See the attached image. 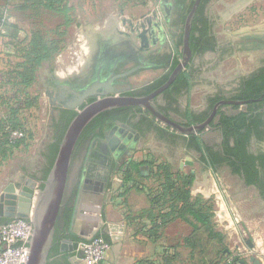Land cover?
Here are the masks:
<instances>
[{"label":"rangeland","instance_id":"rangeland-1","mask_svg":"<svg viewBox=\"0 0 264 264\" xmlns=\"http://www.w3.org/2000/svg\"><path fill=\"white\" fill-rule=\"evenodd\" d=\"M7 4L6 0H0V7L5 8L0 11L4 12L6 19L11 18V20L7 19L9 23H6V27L0 25V123H2L0 133L4 130L3 125L10 124L7 129L10 133V140L19 141L14 146L0 145V193L10 181L27 184L29 181L26 183V179L32 178L27 176L22 179L21 176L27 175L26 167L31 168L32 165L41 161L44 142L52 137L51 107L54 105L51 104L47 93L48 90H53L50 83L55 77L73 81L85 72L86 68H78V65H84V59H88L89 51L86 52L85 49L90 48L91 50L88 30L103 31L106 34H110V31L115 28L129 31L130 27L126 29L122 26V17L138 22L142 16H151L154 10H158L161 18V3L158 0H62L61 2L26 0L23 2L24 5L20 3V6L16 7ZM61 7L65 10H61ZM207 11L218 19L215 32L220 39L228 38L231 32L264 26V0H214L207 7ZM36 30H41L48 39L60 41L59 50L52 59L42 62L36 71L34 81L29 86L17 85L15 69L19 63L26 60L23 48L32 46V38ZM5 34L11 35L13 39L7 36L3 39ZM168 35L170 41L173 42L170 32ZM175 51V57L177 56L182 62L181 49L175 47ZM248 53H242L237 59L229 57L217 63L211 56H208L203 65L205 71L217 67L219 72L212 74L215 79L211 81L197 78L199 84L195 85L190 78L187 94L181 101L182 107L189 113L192 107L204 106V100L216 93L215 88H220L214 83L217 81L226 87V93L230 95L233 91L231 83L235 82L233 78L238 68L241 67L242 71L249 72L257 66L255 58L249 56ZM207 66L210 67L205 68ZM188 69L186 68L187 71L190 70ZM167 71L168 68L162 67L145 70L140 72V75L131 76L130 80L138 83H143L145 80L153 81ZM203 82L204 84H201ZM219 93H221L220 89ZM12 114L14 123L18 127L11 126L8 121ZM162 128L169 130L165 126ZM16 129L22 132V136H11L12 130ZM173 132L180 134L177 131ZM198 136L201 138L200 135ZM182 138L185 139V135H182ZM183 143L187 149V140L185 139ZM154 145L159 150H154L153 153L150 148H144L138 161L131 164L132 172H130L131 177L138 180L147 177L148 186L152 187H154L152 184L157 182V179H162L163 175L160 172L157 173L155 167L151 165L148 167L147 164L141 165V162L162 164L175 172L170 165V160L175 159L171 145L164 143L162 139ZM188 150L192 151L190 148ZM195 151L200 159L201 152ZM143 168L147 170L144 174L142 173ZM36 181L35 189L38 190L41 188V182ZM208 205L213 210L215 209L213 200L209 199ZM241 218L249 221L250 230L241 239L235 236L228 239L225 236L224 249H232L231 258L245 259L246 264H254L250 260L251 257L264 261V256L253 251L250 246V243L263 238L261 236L257 239L256 235L264 232V216L262 213L254 212V215L241 216ZM242 225L247 230L245 224ZM236 240L244 246L243 251L234 246ZM219 250L220 242L213 239V243L210 240L209 249L203 251L202 255L206 253L210 259L215 257ZM220 257L227 258L228 256L222 253L218 258Z\"/></svg>","mask_w":264,"mask_h":264},{"label":"flooded vegetation","instance_id":"flooded-vegetation-1","mask_svg":"<svg viewBox=\"0 0 264 264\" xmlns=\"http://www.w3.org/2000/svg\"><path fill=\"white\" fill-rule=\"evenodd\" d=\"M158 1H160L161 3L162 27L153 23L151 31L143 33V30L140 28V31L136 33H131V37L122 36L118 28H115V30L110 31V34L105 33L106 35H108V42L106 43L105 50H102L104 46L103 48L99 47L101 51L95 56V61L96 63H101L102 67L108 68L111 66L110 64H113L115 58L122 57L124 59L123 61H120L119 64L111 67L113 68V73H124L127 71L134 70L135 68H139V66H142L141 69L128 74L127 77L120 80L130 84H142V86H139L138 88L126 91L125 94L134 96H148L154 93L159 88H161L163 85H165L174 75L175 70L182 62L179 61V63L170 72L168 79L150 93L143 94L141 89L145 85L150 84L152 80L149 83H145L146 80L143 83H138L131 81L130 77L133 75H140V72H142V70L146 68H161L162 64L166 65V67L163 66L162 68H168V70H170L175 61V47L180 48L182 54H184L185 36L189 19L191 18L189 27V34H191V29L195 17L198 16L196 26H198L199 29L203 27V18L206 19L207 17L210 24V33L213 39H210V44H212L213 49H203V47L206 45L205 42H201V49L195 53L190 47L191 55L187 57V64L175 74L174 81L166 89H164L155 96L154 102L158 105L161 111L166 116L170 117L172 120H175L174 109L180 112L183 120H175L179 123H182L184 125L205 123L209 124L208 126L205 125L199 132L202 133V142L204 146L201 156L207 158V160H201L206 165H209L210 153L213 152V156L216 158L226 155V146L224 144L225 133L221 120L223 113L229 116H234L238 115L241 112H247L249 110L250 112L248 117H250L251 115L256 114V112H264V90L259 94L258 97L245 98V95H248L246 93V90H248V85L251 87L252 81H256L255 78H260L264 76V43L256 42L249 45L248 47H245L242 46L240 43H236L231 35L228 38L220 39L215 32L218 19L216 18V16L209 14L207 11V7L214 0H209L207 3H202L205 4V7L203 9L204 14H202L199 10L202 0H195L193 4H191L192 0ZM203 15L205 17H203ZM169 32L173 37V42L170 41L168 35ZM198 32L196 34H199ZM180 39L182 40V43L178 46L177 43ZM98 42L101 43L100 40ZM85 51L87 52L86 49ZM244 52L246 54L247 52H249L248 55L255 58V60L257 61L256 68L249 72L242 71L241 67L238 68V72L233 78L235 82L231 83L233 91L230 95H227V89L226 87L220 85V81L214 82L219 85L221 93H219L218 88H215L216 93L212 94L209 98H206L204 100V106L195 108L192 107L190 109L188 115L190 113H194L195 115H203L202 120L192 122L190 119H188L189 117L187 115V112L182 107L181 103L183 97L187 94V87L181 84V89L178 90L179 84L176 85V80L179 77L180 73L186 70V68H189L190 70H188L190 73V78L194 85L199 84V79H197L199 77L205 81H211L215 79V77H212V74L218 73L219 68L211 67L212 69L205 71L203 65L205 59H208V56H211L213 60H216L217 63L229 57L237 59ZM87 61L88 60L85 58L83 61L84 65H78V68H94L92 66H88ZM209 67L210 66H207L205 68ZM107 73L108 72L106 71L105 74ZM78 80H80L79 76L73 81ZM201 84H204V82ZM216 96L218 99L214 102L212 110L209 111V106L212 103L211 101ZM93 99L95 98L89 99V101ZM218 104L219 106L217 108V111L213 116L216 105ZM250 108H252V110H250ZM64 109L65 108H62L60 106L51 107V113L53 115V118H56V123H58V121L61 119L62 112ZM122 122H125L132 126L136 130V132L140 133V137L136 139L135 134H133L132 137H129L130 133L128 131L127 133H125L124 129L121 127ZM51 124L52 137H50L48 141L44 142V145L42 147V153L45 152L46 154L50 152V145L52 142L56 141L54 137L59 134L60 130L58 126H53L54 121H51ZM94 126V128L88 129L87 131H83L76 145L72 165L70 168L68 185L63 199V205L60 210V214L57 221V224L59 225L64 224L63 216L65 213V209L71 206L72 200L75 196L78 195L80 188L84 187L85 185L89 187L90 184L91 187H94L92 181L94 179L88 177V180H85V178H87L85 172L87 168H89L90 164L94 163L96 159H101L103 161L105 167L108 169V178L110 179L112 174L115 172L117 162L125 157V154H123V152L128 149L129 144L132 145L139 143L143 146L146 145L148 148L153 150V152H155L154 150L159 149H157L154 144H156L159 139H162L164 143L171 145L175 158L177 157L175 156L177 155L176 151L184 145L183 141H185L184 138H182L183 134H176L175 132H173L176 130L171 128L169 125L163 123L148 108L144 106H134V114L133 116H129L127 120L117 118L111 121L110 123H106L103 126ZM163 126L167 127L169 130L162 128ZM260 129H263L262 125L260 126ZM246 130V128L243 129V131ZM120 132L124 135L125 139H128L129 144H126V149H124V151L122 152V156H120L119 159H116L115 154L124 143L122 138V141H117V137H119L118 133ZM233 133L229 137V147L231 148L235 146L236 140ZM110 142H112L113 146L115 147L114 150L111 149V146L109 145ZM246 148L248 151L256 155L264 154V139L258 138L256 129L252 130V134L250 140L247 143ZM190 149L195 151V149L193 148ZM100 154H103V157H101ZM228 156H230V153L228 154ZM47 164V158L42 155L41 161L39 163H35L31 166V168L26 167V173L30 176L33 174L35 175L34 177L40 178L43 176ZM78 164L83 165L84 168L82 171L80 170L76 173L75 168ZM215 168L220 170H226L227 168H229L233 172L232 166L229 165L228 161L224 160H220L219 162H217ZM240 176H242V178L246 181V178L245 176H243V174H240ZM39 181L41 180L39 179ZM14 212V209L9 208L5 211V214L0 217V221L2 219L11 217Z\"/></svg>","mask_w":264,"mask_h":264},{"label":"crops","instance_id":"crops-1","mask_svg":"<svg viewBox=\"0 0 264 264\" xmlns=\"http://www.w3.org/2000/svg\"><path fill=\"white\" fill-rule=\"evenodd\" d=\"M6 1L7 5L12 7H15L18 2L17 0ZM1 9L4 10L5 8L0 7ZM7 19L11 20L10 17ZM7 19L5 23L8 22ZM88 31L91 50L90 48L86 49L89 51L87 64L92 66L96 63L95 56L100 52L97 44L99 38L94 36L91 30ZM98 32L104 34L102 36L104 39L107 38L105 32ZM5 36L10 37L11 40L13 39L9 34L3 35V39ZM155 69L157 68H146L142 71ZM94 71L95 68H86L85 70V72L90 73ZM174 118L177 121L183 120L180 112L175 109ZM196 135H200L202 139V133ZM188 137L185 136L187 142ZM133 147V149L124 152V159L117 162L114 174L107 180L109 187L102 195V199L99 202L93 199H88L86 203L81 202L84 206L97 208L96 211L89 209L90 212H88L89 210L82 205L84 209L82 212L85 216H91V219L82 216L73 219L77 201V196L74 197L71 204L73 212L69 225L65 227V224H60L59 232L56 226L55 238L57 235L60 241L58 251L49 257L52 264H75L70 261L74 256L83 260L79 246L73 247L74 241L77 239L80 241L87 240L98 234L106 235L110 239L111 247L106 255L107 264H139L140 262L142 264H161L162 255L164 254L170 258V264H202L203 262H209L207 255L203 260L202 253L196 251L197 249L201 250L202 246L196 247L199 243L196 240L193 243L192 238L197 231L202 233L205 225L202 221L199 222L194 219L193 214L186 209V205L183 206L184 202L179 200L174 208H162L163 206L161 207L160 204L152 203L148 193V188L152 186H148L149 179L147 177L138 180L133 177L127 178L125 175L128 173L131 164L138 161L142 150L148 148L146 145L143 146L139 143L133 144ZM188 149V145L187 149L186 145H183L176 151L177 155L175 156L177 157L170 160L171 168L175 173L192 175L193 180L189 187L190 203L196 198H201L204 202L209 199L214 201L215 209L212 214V225L214 230L221 234L220 249H224L225 236L228 239H232L234 236L241 239L250 230L248 227L250 225L249 221L243 220L241 216L254 215V212L262 213V216H264V195L261 194L256 185L248 184L240 174L232 172L229 168L220 170L210 164L206 165L201 160V154L200 159H198V153L193 150L190 152ZM151 151L153 152V150ZM141 163V165L147 164L150 167L149 163ZM83 168V165H76V173L82 171ZM142 171L144 174L147 170L143 168ZM96 172L98 171L94 170L93 173ZM27 176L30 175H22L21 178L24 179ZM34 176L32 174L33 179H26V183L29 180L36 183V180L39 179ZM159 181L160 179H157V182L152 185L157 187L161 183ZM160 214L164 215L163 219ZM242 224H245L247 230L243 228ZM93 230L96 231L95 234L92 233ZM206 230L208 229L206 228ZM261 236L264 238V232L257 234L256 238L259 239ZM263 238L250 243L253 251L260 253L262 256H264ZM234 246L240 251L244 250V246L239 244L237 240L234 242ZM224 250L228 255H232V249ZM260 262L264 264V261L261 260ZM80 264L84 263L80 261Z\"/></svg>","mask_w":264,"mask_h":264},{"label":"water","instance_id":"water-1","mask_svg":"<svg viewBox=\"0 0 264 264\" xmlns=\"http://www.w3.org/2000/svg\"><path fill=\"white\" fill-rule=\"evenodd\" d=\"M190 20L191 18L189 19L186 30L185 48L183 54L184 59L182 63L179 64L174 75L165 85L148 96L125 94L126 91L138 88L139 86H142V84H130L120 79H123L127 77L128 74L141 69L142 66L124 73H113V68L111 67L116 66L120 61H123L124 59L122 57L115 58L113 64H110L111 66L108 68L102 67L99 62L92 64L95 71L93 73L84 72L82 76H79L80 80L78 81H71L68 79L65 80L55 77L50 83L53 90H48L47 93L51 104L65 109H74L77 111V114L69 124L61 142L59 143L54 163L47 178L43 181V188L36 190L35 182L32 180H29L27 184H22L20 182L13 183L10 181L0 193V217L5 214L6 210L11 208L15 210L12 215L13 218H28L33 224L30 252L25 264L48 263L49 254L55 241L57 221L63 205V199L68 185L70 168L76 145L85 128L98 115L109 110L126 106H144L163 123L169 125L171 128L183 135L197 134L205 125H209L208 123L192 125L179 123L166 116L154 102L155 96L166 89L174 81L175 74L187 64V57L191 55V49L189 46ZM153 23L162 27L160 13L158 10H154L151 16H142L141 20L138 22L122 17V26L125 28L127 26L130 27V32L125 29L118 30L122 36L131 37V33L140 31V28L143 30V33L151 31ZM91 33L99 38L101 43L98 42L97 44H99V47L102 48L104 46L102 50H105L108 39H104L102 37L104 34L95 31L92 32V30ZM230 35L234 38L236 43H240L245 47H248L256 42L264 43V26L245 28L241 31L231 32ZM99 50L101 51V49ZM163 66L166 67L165 64H162V67ZM106 71L108 72L107 74H105ZM149 82L150 80L145 81V83ZM92 98L95 99L89 101V99ZM218 106L219 104L216 105L213 116L215 115ZM121 127L124 129L125 133H127V131L130 133L129 137H132L133 134H135L136 139L140 137V133L136 132V130L129 124L122 122ZM118 135L119 137H117V141L120 142L123 139L124 143L116 152V159H119L120 156H122V152L126 149V144H129L128 139H125L121 132L118 133ZM109 145L112 150L115 149L112 142H110ZM133 148V144H129L127 150ZM100 156L103 157V154H100ZM94 170H97L98 172L94 174ZM107 170L108 169L105 167L101 159H96L95 162L90 164L89 168H87L85 172L87 178H85V180H88V177L93 178L94 180L92 181L94 187L90 188L85 185L80 188L77 195L76 208L73 212V219L78 216L91 219V217L85 216L82 212V210H84V205L83 203L81 204V202L83 201L86 203L88 199H93L99 202L102 199V195L109 187L107 183ZM92 233L95 234L96 231L93 230ZM79 242L80 240H75L73 247H78ZM251 260L254 264H261V262L255 257H252ZM70 261L75 264H80V261H82L86 264L84 260L78 259L77 256L72 257Z\"/></svg>","mask_w":264,"mask_h":264},{"label":"trees","instance_id":"trees-1","mask_svg":"<svg viewBox=\"0 0 264 264\" xmlns=\"http://www.w3.org/2000/svg\"><path fill=\"white\" fill-rule=\"evenodd\" d=\"M16 6H20V3L23 4V2L26 0H17ZM56 1H62V0H56ZM195 0H192L191 4H193ZM209 0H202L199 10L202 14H204V7L205 4ZM15 6V7H16ZM191 6V5H190ZM52 8H55L51 5ZM203 7V8H202ZM61 10H65L63 7H61ZM203 17H205L203 15ZM198 16L195 17V20L192 25L191 34H190V47L192 51L195 53L199 51L201 48V42H205L206 45L203 47V49H213L211 40L212 35L210 33V24L209 20L206 17L203 18V27L198 28L196 26ZM6 18L4 16V12L0 11V25L7 26ZM199 31V32H198ZM199 34H196V33ZM213 40V39H212ZM59 43L60 41H56L53 39H48L42 34L41 30H36L34 32V36L32 38V46H26V48H23V55L25 56L26 60L22 63H19L18 66L15 69V78H17L18 82L17 85H24L25 87L29 86L35 79L36 71L38 68H40L42 62L45 60L52 59L54 55L59 50ZM182 40L180 39L177 43L181 45ZM181 55L183 56L182 52ZM179 58L176 56L175 61L166 73L161 75L160 77L153 80L150 84L145 85L141 90L143 94L150 93L157 87H159L161 84H163L169 77L170 72L172 69L179 63ZM261 78V79H260ZM260 78H255V80L252 81L251 87L248 85V90H246V93L248 95H245V98H251V97H258L259 94L264 90V76ZM178 85V90L181 89V84L189 87L190 84V73L187 70H184L180 73L179 77L176 80ZM218 98L215 97L212 99V103L209 106V111L212 110L214 102ZM252 110V108H250ZM249 110L247 112H241L238 115L229 116L226 114H222L221 120L224 127V133H225V146H226V155L220 156L218 158L213 156V152L209 154V164L212 167H215L217 162L220 160L228 161L229 165L232 166L233 172L238 174H243L246 178V182L248 184H254L256 187L260 190L261 194L264 195V154L256 155L250 151L247 150L246 146L248 141L250 140L252 130L256 129L257 135L259 139H264V112H256V114L249 115ZM134 114V106H126L121 107L114 110H109L106 112L101 113L98 115L92 122L85 128L84 131H87L88 129L94 128V125L103 126L106 123H110L114 119L122 118L123 120H127L129 116H133ZM14 114V113H13ZM13 114L8 118L9 122L11 123V126L18 127L17 124L14 123L13 120ZM77 111L74 109H64L62 112V117L56 123V118H53L54 125L59 127V134L56 135L54 138L56 141L52 142L50 145V152L46 154L45 152L42 153L47 158L48 164L44 170L43 176L38 178L41 180V188H43L44 184L43 181L47 178L50 169L54 163L55 157L57 155V151L59 148V143L61 142L69 124L76 116ZM15 115V114H14ZM188 115V114H187ZM190 120L192 122H197L202 120L203 115H195L194 113H190L188 115ZM10 125V124H9ZM8 125V126H9ZM263 126V129H260V126ZM7 125H3V132L0 133V145L6 144L7 146L15 145L19 140L13 142L10 140V133ZM7 127V128H6ZM0 128H2V123H0ZM246 128V131H243V129ZM234 132V133H233ZM234 135L235 137V146L229 147V137L230 135ZM188 147L193 148L197 151L203 152V142L202 139L196 135H190L188 137ZM230 153V156L228 154ZM202 160H207L206 157L201 156ZM151 166H155L157 169V173H162L163 178L160 179L159 182H161L157 187H149L148 193L151 197L152 203L154 204H160L162 208L164 207H170L174 208L177 201L182 200L184 202V205L186 209L193 214L194 219L197 221H202L203 225H205V228L201 231H197L193 235V243H195V240L197 243H199L198 246H202V249H197L196 251H200L199 253H202L203 251H207L209 249V243L210 240L217 239L218 242H222V236L220 233L216 232L212 225V214L213 209L211 206L208 205V201L204 202L201 198L193 199L192 203H190V185L193 180V177L191 174H182V173H175L169 169L168 166H163L162 164H154L149 163ZM130 169L132 170V167L130 166ZM130 169H128V173H126L127 178H131L130 175ZM73 209L72 207H67L65 209L64 213V224L65 227L69 225L71 216H72ZM163 214H160V217L163 219ZM11 218H5L0 221V224L9 221ZM60 225L57 224V231L59 230ZM206 228L208 230H206ZM59 232V231H58ZM97 236L104 237L108 242H110L109 237L106 235L98 234ZM71 238H74L73 236H70ZM77 239V238H75ZM59 241L58 236L56 235L54 245L52 247V250L49 254V257L51 255L55 254L59 249ZM202 241V242H201ZM206 246V248H205ZM224 254L228 256L227 258H218L221 256V254ZM206 255V253H205ZM205 255L203 256V260L205 258ZM209 259V258H208ZM215 260V261H214ZM170 258L167 257L165 254L162 255V263L161 264H170ZM47 264H52V262L48 261ZM139 264H142L140 262ZM202 264H246L245 259L233 257L231 258L230 255L227 254V252L224 249H220L219 253L215 256L209 259V262H203Z\"/></svg>","mask_w":264,"mask_h":264},{"label":"built area","instance_id":"built-area-1","mask_svg":"<svg viewBox=\"0 0 264 264\" xmlns=\"http://www.w3.org/2000/svg\"><path fill=\"white\" fill-rule=\"evenodd\" d=\"M12 137L22 136L18 129ZM33 235V224L28 218L14 217L0 224V264H25ZM86 264H107L106 255L111 244L102 236L81 240L78 244Z\"/></svg>","mask_w":264,"mask_h":264},{"label":"bare ground","instance_id":"bare-ground-1","mask_svg":"<svg viewBox=\"0 0 264 264\" xmlns=\"http://www.w3.org/2000/svg\"><path fill=\"white\" fill-rule=\"evenodd\" d=\"M91 185V184H90ZM89 185V187L91 188V186ZM94 186V185H93ZM90 188H88V189H90ZM85 208H87V209H94L95 211L97 210V208H92L91 206H84ZM91 211H93V210H91ZM88 212H90V211H88ZM87 217H91V216H87Z\"/></svg>","mask_w":264,"mask_h":264}]
</instances>
